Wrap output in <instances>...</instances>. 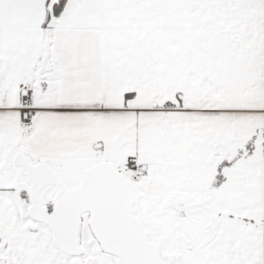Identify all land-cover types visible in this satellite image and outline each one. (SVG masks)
Masks as SVG:
<instances>
[{
	"label": "snow or ice",
	"instance_id": "1",
	"mask_svg": "<svg viewBox=\"0 0 264 264\" xmlns=\"http://www.w3.org/2000/svg\"><path fill=\"white\" fill-rule=\"evenodd\" d=\"M0 264H264V0H0Z\"/></svg>",
	"mask_w": 264,
	"mask_h": 264
}]
</instances>
